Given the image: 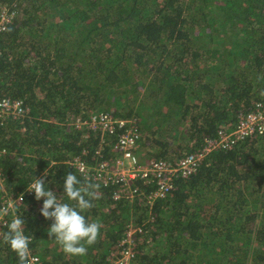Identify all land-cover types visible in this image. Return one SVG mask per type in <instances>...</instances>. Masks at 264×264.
I'll list each match as a JSON object with an SVG mask.
<instances>
[{"label":"trees","instance_id":"obj_1","mask_svg":"<svg viewBox=\"0 0 264 264\" xmlns=\"http://www.w3.org/2000/svg\"><path fill=\"white\" fill-rule=\"evenodd\" d=\"M2 8L15 15L0 34V102L28 111L0 123V207L23 195L16 215L31 255L118 264L132 227V264H264V132L203 152L241 118L264 114V0H0ZM106 113L129 124L118 133L138 136L141 167L203 156L151 205L153 183L136 179L142 195L115 199L116 186L91 179L100 198L83 215L100 234L86 255H67L48 234L43 198L27 187L42 178L74 203L64 178L85 176L71 162L119 157L117 134L77 128ZM0 264H19L2 238Z\"/></svg>","mask_w":264,"mask_h":264},{"label":"built area","instance_id":"obj_2","mask_svg":"<svg viewBox=\"0 0 264 264\" xmlns=\"http://www.w3.org/2000/svg\"><path fill=\"white\" fill-rule=\"evenodd\" d=\"M14 12L8 9H0V34L5 31L6 26L9 25L14 17ZM28 109L18 100H3L0 102V123L9 120H21L27 114ZM264 114L259 116L248 115L241 118L234 130L229 132H220L215 140L208 141L203 152L206 154L218 150L231 149L237 142L254 136L261 135L264 132ZM129 124L122 120L114 119L110 113L99 114L92 116L89 120L82 121V126L101 131V134L113 135L117 134V142L113 145V151L119 154V157L113 162L101 161L95 167H88L83 162L76 159L72 161L71 165L84 176L89 177L95 182H101L104 185H114L117 187V193L114 195L115 199L130 198L132 199L136 194L142 195V191L138 187H132L131 183L136 179L142 180L144 183H153L155 191L148 197V204H153L154 200L162 198L168 190L172 189V178L181 173L183 176H188L194 173L195 168L200 163L199 160L203 156L200 154L189 155L179 161L176 165H169L164 162L150 161L145 167H141L138 163V157L134 154L137 148V135L134 131L126 129L122 133L119 131L125 129ZM128 128V127H127ZM204 153V154H205ZM17 204L20 200L17 198ZM11 199H6L1 207L11 204ZM12 214L0 219V233L2 228L6 227L10 221ZM135 230L140 231L135 228ZM132 227H129L125 237L120 242L119 246L120 259L118 264H132L134 259L133 248L135 243L132 239V234L135 232ZM39 264H42L39 258Z\"/></svg>","mask_w":264,"mask_h":264},{"label":"clouds","instance_id":"obj_3","mask_svg":"<svg viewBox=\"0 0 264 264\" xmlns=\"http://www.w3.org/2000/svg\"><path fill=\"white\" fill-rule=\"evenodd\" d=\"M45 185L42 178L34 177L27 190L34 192L36 200L43 198L40 214L53 221L47 229L49 236L54 237L65 254L86 255L87 247L97 241L102 227L99 221H89L83 215L93 207L92 201L100 198L99 184L93 183L87 176L81 183L72 172L67 174L64 178L63 194L74 203L63 202L48 187L45 188ZM18 199L22 200L23 195ZM11 201L8 206L0 207V219L12 214L11 221L6 225L7 231L0 233V238L17 254L19 264H39V258L31 255L29 244L32 237L25 235V222L20 218L21 215H16L19 205L16 201Z\"/></svg>","mask_w":264,"mask_h":264},{"label":"rangeland","instance_id":"obj_4","mask_svg":"<svg viewBox=\"0 0 264 264\" xmlns=\"http://www.w3.org/2000/svg\"><path fill=\"white\" fill-rule=\"evenodd\" d=\"M138 156V158L140 159V155H137Z\"/></svg>","mask_w":264,"mask_h":264}]
</instances>
